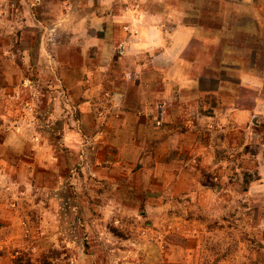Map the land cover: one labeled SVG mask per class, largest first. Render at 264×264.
I'll return each mask as SVG.
<instances>
[{
	"label": "rangeland",
	"instance_id": "rangeland-1",
	"mask_svg": "<svg viewBox=\"0 0 264 264\" xmlns=\"http://www.w3.org/2000/svg\"><path fill=\"white\" fill-rule=\"evenodd\" d=\"M143 83L163 146L192 104L198 136L121 152ZM29 263L264 264V0H0V264Z\"/></svg>",
	"mask_w": 264,
	"mask_h": 264
},
{
	"label": "crops",
	"instance_id": "crops-1",
	"mask_svg": "<svg viewBox=\"0 0 264 264\" xmlns=\"http://www.w3.org/2000/svg\"><path fill=\"white\" fill-rule=\"evenodd\" d=\"M178 59H174L173 61H176ZM178 64H175V68H171V73L170 77L172 79V88H171V100H173L172 102H179L180 104H187V106L193 101L196 100L197 98H199L200 94H204V90L202 89V91H200L199 87H198V83L193 81L192 79H190L189 77H187L185 74H183L181 72V70H179L177 68ZM163 77V72L162 69H160L157 72V69L154 70V81L157 83L158 85L160 84V79ZM163 91H164V87L163 86H159V87H155L154 90H148V88L144 85V83L141 85L140 90H139V95L141 96V101H140V106L143 107L145 109V114H146V122L143 123L145 126H147V130L146 132L139 138V140L142 142L141 144L138 141V138L136 139V137L134 138L132 134H130L129 132H131L132 128H131V123H124V127L129 131L124 133L123 136L121 137H117L115 140L116 141H121L122 139L124 140L125 138H127V140H130L131 143L130 145H128V147H123L122 145L118 144L119 149L121 150V152H127L132 154L134 149H138V146H140V148L142 147L143 149H148L150 146L154 147L156 145V147L162 146L164 148V146L167 149H170V151L173 150H178L180 148L179 146V141L183 140V139H187V138H191V134L193 133L194 137L196 138L199 134L198 131V124H200V122H204L206 123L207 121V117H204V115H202L200 113L199 110H196L195 108H192V106L190 107V111L191 109H193L194 111L191 113L190 111L187 112L188 116L189 114L191 115V117L189 118V121L187 122V124L189 123L190 125L193 126L194 130H189L187 129L184 133H172L173 130H176V128H174L173 126L169 127L171 130H169L168 128H165V130L168 131L166 137V140L169 139L172 142L171 144L166 143L164 146L162 145L163 143L162 140L164 135V130H157L155 127L153 130L152 124L153 122L152 120V115L157 107L158 104H163ZM179 91V92H178ZM183 93V94H182ZM190 93V98H187L183 95ZM179 96V97H178ZM194 96V97H193ZM169 99V98H166ZM168 101V100H165ZM178 107V106H177ZM189 110V109H188ZM235 111V110H234ZM170 115L168 114L167 118H166V123H170ZM201 125V124H200ZM166 126V125H165ZM118 130V128H117ZM178 139V144L175 143V140ZM145 147V148H144ZM150 147V148H151ZM169 152V151H168Z\"/></svg>",
	"mask_w": 264,
	"mask_h": 264
},
{
	"label": "trees",
	"instance_id": "trees-1",
	"mask_svg": "<svg viewBox=\"0 0 264 264\" xmlns=\"http://www.w3.org/2000/svg\"><path fill=\"white\" fill-rule=\"evenodd\" d=\"M29 264H31V263H29ZM46 264H49V263H46Z\"/></svg>",
	"mask_w": 264,
	"mask_h": 264
}]
</instances>
